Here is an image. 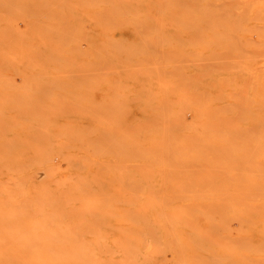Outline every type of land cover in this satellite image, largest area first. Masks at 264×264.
<instances>
[{"label":"bare ground","instance_id":"obj_1","mask_svg":"<svg viewBox=\"0 0 264 264\" xmlns=\"http://www.w3.org/2000/svg\"><path fill=\"white\" fill-rule=\"evenodd\" d=\"M0 264H264V0H0Z\"/></svg>","mask_w":264,"mask_h":264}]
</instances>
